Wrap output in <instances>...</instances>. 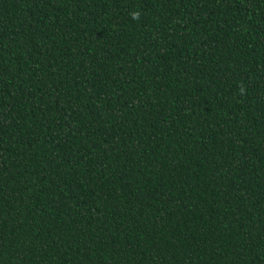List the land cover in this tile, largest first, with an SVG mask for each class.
<instances>
[{
	"label": "trees",
	"instance_id": "obj_1",
	"mask_svg": "<svg viewBox=\"0 0 264 264\" xmlns=\"http://www.w3.org/2000/svg\"><path fill=\"white\" fill-rule=\"evenodd\" d=\"M0 264H264V0H0Z\"/></svg>",
	"mask_w": 264,
	"mask_h": 264
}]
</instances>
